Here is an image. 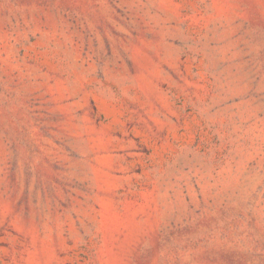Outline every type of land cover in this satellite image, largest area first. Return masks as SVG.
<instances>
[{"label":"rangeland","instance_id":"374dc122","mask_svg":"<svg viewBox=\"0 0 264 264\" xmlns=\"http://www.w3.org/2000/svg\"><path fill=\"white\" fill-rule=\"evenodd\" d=\"M0 264H264V0H0Z\"/></svg>","mask_w":264,"mask_h":264}]
</instances>
